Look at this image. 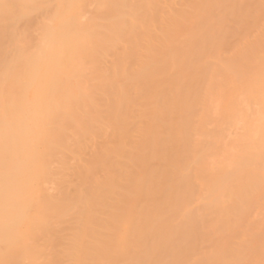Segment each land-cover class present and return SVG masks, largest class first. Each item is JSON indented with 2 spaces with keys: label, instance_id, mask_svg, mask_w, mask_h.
Returning <instances> with one entry per match:
<instances>
[{
  "label": "bare ground",
  "instance_id": "obj_1",
  "mask_svg": "<svg viewBox=\"0 0 264 264\" xmlns=\"http://www.w3.org/2000/svg\"><path fill=\"white\" fill-rule=\"evenodd\" d=\"M169 2L0 0V264H182L193 239L202 236L201 224L193 227L190 220L175 232L167 216L194 191L192 181L178 175L190 161L188 124L180 120L204 75L196 78L188 67L227 45L226 18L217 10L230 9L243 28L253 4L195 0L189 4L194 13L188 11L193 15L177 10L165 19L162 6ZM121 44L125 51L105 69V58ZM261 50L251 45L234 60L256 64L237 90L259 108L255 120L247 114L239 121L243 100L227 103L229 123L245 121L239 153L226 152L217 172L201 164L195 171L211 195L222 193L232 204L210 203L217 228H227L232 209L243 211L264 183ZM128 60L135 61L134 70L127 69ZM137 107L146 117L138 141L129 130ZM105 128L112 130L109 145L78 170L89 191L51 195V166L65 165L66 152L81 150ZM257 241L247 252L252 261H264V240ZM221 251L208 263L223 264Z\"/></svg>",
  "mask_w": 264,
  "mask_h": 264
},
{
  "label": "rangeland",
  "instance_id": "obj_2",
  "mask_svg": "<svg viewBox=\"0 0 264 264\" xmlns=\"http://www.w3.org/2000/svg\"><path fill=\"white\" fill-rule=\"evenodd\" d=\"M194 1L195 0H170V5L169 3L166 5L161 4V6L163 5L162 14L166 19V16H168L170 12L173 13L177 10H185L186 12L189 11L194 13V9L189 5ZM203 1L208 5L212 3L213 0ZM238 1L242 3H252L253 6L251 11L253 15L251 17L244 16L248 19L243 20L245 22L243 24L245 25H243L242 28V25L237 24L234 17L229 14L230 9L221 8L217 10L216 14L218 17L226 18L225 21L223 19L222 30L228 35L225 40V42L227 41V45L220 46L215 53L205 56L204 60L199 63V66L198 64H190L188 67V72H193V75L196 74V78L202 79L200 81L201 84H199L200 86L192 89L191 95H193V97L191 99L193 100H190L189 103L185 105V107H187V112H184L182 115L184 120H180L181 124L182 121L188 124V127H185L188 133L184 132V134L187 133L186 139H184L187 141H185L186 144H188L187 148L189 150L186 155H188L190 161H188L189 165H185L187 166L186 168H178V175L181 174L183 183H185L187 179L188 181L191 180V185H193L194 188L191 187L190 190L193 191L192 189H194V191L191 194L189 193V196V190H187L185 197L188 195L189 198L187 197L183 201H180L174 210L168 209L169 212H167V216L173 221L172 225L175 232H177L180 225L188 221L191 222L190 220H192L191 226L195 222L197 226L201 224V226H198L201 232L198 233L202 236L200 237L198 235L199 237H197V239L199 240L196 239L197 241L193 239L192 244H190L192 247L183 243L185 246L183 245L182 247L188 246L190 251L188 250V255L185 257L186 259L183 258L185 260H183L182 264H199L202 260L204 262L207 261L205 262V264H207L211 259L208 258L209 256L215 257L216 253L220 256L223 254V250L224 252L226 250L225 254L222 255L223 264H264V261H252V255H249V252H247V247L256 245L254 244V242L257 241L256 238L264 240V183L259 186L260 189L258 187L257 190H255L256 193L252 196V201L247 202L246 206L244 205L245 207L242 208L244 209L243 211L240 210L241 208L238 211L232 209L231 214L232 216L235 214V217H233L235 220L233 219L227 228L222 229L215 226L217 222L215 216L211 215L210 211H208L210 209V203L214 199L218 202L221 201V204L226 206L231 203L226 200V196H222V193L211 195L209 185L203 182L202 179L200 180L199 177H197L199 178L198 180L194 177L196 175V167H199V164L203 166L202 168H204V170H210V173L214 171L217 172L218 169H221L218 167L221 165L224 166L221 164L222 160L226 161L231 153H239L236 151V147L239 148L237 144H241L239 139H242V134L244 133L242 126L244 127L243 124L245 121L241 120L243 123H236L237 125H234L235 121L234 123L231 121V124L229 123L225 112L228 101L230 102L236 98L238 101H244H242L241 104H243L242 108L243 110L245 109L246 112L244 110L243 114L242 111L240 113L241 117L236 115V117H240L239 121L241 118H247V114L249 115L248 118L250 119L251 117L252 120L258 117L259 108L256 105L247 104L246 102L248 101L244 100L245 97L241 96L239 93L240 91L238 92L237 90L242 86L241 84L244 83L245 80L253 76L256 64H251L248 60H241L236 63L234 60L241 54L242 50H246L251 45L259 43L261 49H264V0ZM90 7L91 8L88 9L91 10V12L94 11V8L92 6ZM91 12L89 11L87 13L86 18H92L91 15H94L95 12H92L94 14H89ZM193 13L189 14L193 15ZM84 18L83 21H86L87 19L85 18L86 20H84ZM233 31L239 34L236 33V35L232 34L231 36ZM31 33L35 35L31 34L32 36H37L36 29H33ZM181 39L183 40V38ZM125 49L126 44H121L105 58V64L103 63L102 66H104L105 69H111ZM261 53H264V51L261 50ZM253 59L256 60L255 55L252 60ZM233 61L235 64H233ZM135 66V61H127L126 67L127 69L129 68V71L130 69L134 70L136 68ZM201 66H204V69L202 68L203 70L199 69ZM201 71L205 74L200 73ZM201 75L204 76L201 77ZM186 78L190 77L186 76ZM91 85L92 84L89 83L87 86L89 87ZM136 109H139L138 115L136 110V117L130 122L129 130L131 131L132 139L138 141L140 138L139 128L143 127V124L146 122V117L143 113V107H137ZM179 117L180 115H178V118ZM104 130L105 131L102 132L101 135L98 134L95 138L93 137L94 139L92 138L90 141L86 142L81 150H78L74 146L72 147V149L75 148V151L72 150L73 154L71 152H66L65 157L67 163L65 165L54 163L53 166H51V170L56 174L55 181L46 186L51 195L54 194L53 196H57L60 190L70 195H73L76 191H82L83 193L89 191L90 186L80 182L78 170L87 167L97 151L99 152L105 146L107 147V145H109V138L110 135H112V130L110 128H105ZM229 150L233 152L230 153ZM226 152L228 156H225ZM195 158L198 160L200 159L199 161L197 160L199 163L197 161L194 162ZM221 158L222 160H220ZM219 160L221 163H219ZM202 163L204 164L202 165ZM70 222L63 223L62 227L67 229V227L71 225L69 224ZM195 224H193V227L196 226ZM196 229L199 231V228ZM66 231L64 235L69 233L68 230ZM258 241L256 243L259 246ZM220 251L222 253H220Z\"/></svg>",
  "mask_w": 264,
  "mask_h": 264
}]
</instances>
